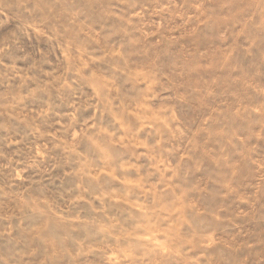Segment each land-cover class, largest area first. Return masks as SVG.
<instances>
[{"label": "rangeland", "instance_id": "1", "mask_svg": "<svg viewBox=\"0 0 264 264\" xmlns=\"http://www.w3.org/2000/svg\"><path fill=\"white\" fill-rule=\"evenodd\" d=\"M0 264H264V0H0Z\"/></svg>", "mask_w": 264, "mask_h": 264}, {"label": "bare ground", "instance_id": "2", "mask_svg": "<svg viewBox=\"0 0 264 264\" xmlns=\"http://www.w3.org/2000/svg\"><path fill=\"white\" fill-rule=\"evenodd\" d=\"M225 140V139H224ZM49 239V238H48Z\"/></svg>", "mask_w": 264, "mask_h": 264}]
</instances>
